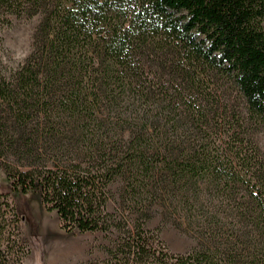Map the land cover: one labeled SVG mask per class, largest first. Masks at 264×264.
I'll return each mask as SVG.
<instances>
[{
  "label": "trees",
  "instance_id": "obj_1",
  "mask_svg": "<svg viewBox=\"0 0 264 264\" xmlns=\"http://www.w3.org/2000/svg\"><path fill=\"white\" fill-rule=\"evenodd\" d=\"M37 15L25 61L0 55L2 204L105 234L96 264H264V0H0V29Z\"/></svg>",
  "mask_w": 264,
  "mask_h": 264
},
{
  "label": "rangeland",
  "instance_id": "obj_2",
  "mask_svg": "<svg viewBox=\"0 0 264 264\" xmlns=\"http://www.w3.org/2000/svg\"><path fill=\"white\" fill-rule=\"evenodd\" d=\"M40 19V15L13 18L9 26L0 29L1 62L8 71L16 69L30 55ZM253 139L264 161V128L255 130ZM0 193L4 196L0 199L3 218L0 244L5 251L6 264H96L108 260L106 248L111 244L105 234L67 232L58 213L49 211L38 194L27 197L29 207L22 203L23 217L14 215L2 204L9 201L12 205L9 181L3 171L0 172ZM165 212L161 208L150 227L161 228L160 235L168 251L187 252L194 245L191 233L181 226V219L169 218Z\"/></svg>",
  "mask_w": 264,
  "mask_h": 264
}]
</instances>
